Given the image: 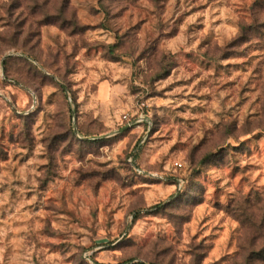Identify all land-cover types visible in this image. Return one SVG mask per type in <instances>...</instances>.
I'll return each instance as SVG.
<instances>
[{
    "label": "rangeland",
    "instance_id": "rangeland-1",
    "mask_svg": "<svg viewBox=\"0 0 264 264\" xmlns=\"http://www.w3.org/2000/svg\"><path fill=\"white\" fill-rule=\"evenodd\" d=\"M0 264H264V0H0Z\"/></svg>",
    "mask_w": 264,
    "mask_h": 264
}]
</instances>
